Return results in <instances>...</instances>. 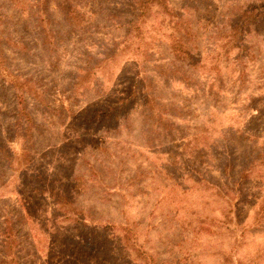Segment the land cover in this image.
<instances>
[{"label":"rangeland","instance_id":"1","mask_svg":"<svg viewBox=\"0 0 264 264\" xmlns=\"http://www.w3.org/2000/svg\"><path fill=\"white\" fill-rule=\"evenodd\" d=\"M0 264H264V0H0Z\"/></svg>","mask_w":264,"mask_h":264}]
</instances>
